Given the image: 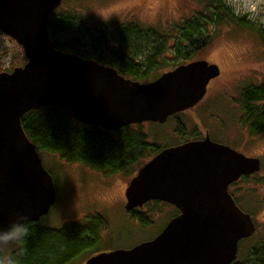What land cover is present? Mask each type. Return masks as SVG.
Here are the masks:
<instances>
[{
    "label": "water",
    "instance_id": "1",
    "mask_svg": "<svg viewBox=\"0 0 264 264\" xmlns=\"http://www.w3.org/2000/svg\"><path fill=\"white\" fill-rule=\"evenodd\" d=\"M61 0H0V32L14 39L26 62L0 71V227L20 212L37 222L56 191L38 150L21 125L30 110L55 105L86 125L115 130L146 121L164 123L205 95L218 65L197 59L148 82L132 80L93 59L57 50L48 19ZM260 169V160L215 142L206 134L166 146L149 159L125 189V209L148 201L175 206L151 240L129 249L94 254L83 264H229L238 242L255 224L228 191L230 183Z\"/></svg>",
    "mask_w": 264,
    "mask_h": 264
},
{
    "label": "rangeland",
    "instance_id": "2",
    "mask_svg": "<svg viewBox=\"0 0 264 264\" xmlns=\"http://www.w3.org/2000/svg\"><path fill=\"white\" fill-rule=\"evenodd\" d=\"M220 1L247 25L220 23L212 34L213 26L209 24L206 30L209 40L199 50L185 43L178 45L175 27L181 20L203 11L208 0H61L56 9L58 13L75 16L69 20L82 33L86 29L93 35L104 31L108 38L102 52L105 58L111 47L129 52L128 47L115 41L119 29L128 28L135 33L141 41L139 57L145 53L154 59L150 77L197 59L219 66L220 75L208 84L197 105L170 116L164 123L146 121L136 126L145 134L147 142L161 149L193 139L189 138L191 134H196L195 138L204 137L207 131L212 140L260 160V169L232 189L239 207L250 214L256 226L251 236L239 242L235 264H264V128L257 133L250 132L241 121L243 113L238 102L243 88L264 81V46L254 31H264V0ZM80 56L87 59L90 52ZM23 57L22 47L0 32V71L9 72L22 66ZM177 125L183 128L182 135L176 132ZM38 155L51 175L56 197L48 213L36 224L59 228L67 222L88 225L100 220L93 245L75 264H83L89 255L129 249L151 240L174 216L175 208L165 203L159 204L158 211H152L153 205L140 207L139 210L152 215V222L146 225L128 215L124 188L136 174L137 165L132 167V173L106 175L82 163L67 161L57 153L39 150ZM153 156L143 155L148 160ZM17 246L0 247V264H9L10 254ZM253 247L256 250L251 253Z\"/></svg>",
    "mask_w": 264,
    "mask_h": 264
},
{
    "label": "trees",
    "instance_id": "3",
    "mask_svg": "<svg viewBox=\"0 0 264 264\" xmlns=\"http://www.w3.org/2000/svg\"><path fill=\"white\" fill-rule=\"evenodd\" d=\"M203 9L181 20V23L175 27L180 41L178 45L185 43L187 47L199 50L209 40L206 32L209 24L213 26L212 34L220 23L247 25L243 19L234 17L220 0H208ZM57 11V9L54 10L48 19V34L57 50L76 55L90 52L87 59L105 62L123 76L139 82H148L159 76V74L154 77L149 76L153 70L154 59L145 56V53L143 58L139 57L137 53L141 50L139 45L141 41L135 33L129 32L128 28L119 29L115 41L128 47L129 52L111 47L110 54H107L105 58L102 52L108 44V38L104 31L93 35L86 29L85 33H82L69 20V18L75 19V16ZM254 31L258 33L264 46V31L255 29ZM23 59L25 62V57ZM238 102L243 113L242 123L252 133L262 130L264 128V81L259 85L243 88ZM21 125L38 151L57 153L67 161L82 163L106 175L132 173L133 166L137 165L139 169L147 162L148 159L143 157L144 154L153 156L161 150L157 144L146 141L145 134L136 126L139 124L108 130L100 126L83 124L66 110L55 105L26 112L21 117ZM176 132L182 135L183 128L177 125ZM194 137L196 134L189 136V138ZM159 204L163 203L153 200L141 207L153 205L152 211H158ZM139 209L140 207L127 213L141 225L151 223L152 215ZM175 214H177L176 209ZM97 220H99L98 217ZM99 222L100 220L91 221L88 225L67 222L59 228L41 227L36 222H28L30 226L28 238L10 254L9 264H75L81 259V254L93 245ZM253 249L256 250L254 247L251 248V253Z\"/></svg>",
    "mask_w": 264,
    "mask_h": 264
},
{
    "label": "clouds",
    "instance_id": "4",
    "mask_svg": "<svg viewBox=\"0 0 264 264\" xmlns=\"http://www.w3.org/2000/svg\"><path fill=\"white\" fill-rule=\"evenodd\" d=\"M6 227H0V247L23 244L29 235L30 226L26 214L16 213Z\"/></svg>",
    "mask_w": 264,
    "mask_h": 264
},
{
    "label": "flooded vegetation",
    "instance_id": "5",
    "mask_svg": "<svg viewBox=\"0 0 264 264\" xmlns=\"http://www.w3.org/2000/svg\"><path fill=\"white\" fill-rule=\"evenodd\" d=\"M194 61V60H193ZM208 63H214V62H211V61H208ZM175 67H177V66H175ZM175 67H173V68H169V69H167V70H165V71H163V72H166V71H169V70H172V69H174ZM219 67V66H218ZM219 70H220V68H219ZM220 75V74H219ZM214 78H216V77H214ZM214 78H212V79H210V81L208 82V84H210V82L214 79ZM208 84H207V86H208ZM206 91H207V88H206ZM199 103V102H198ZM195 105H197V104H195ZM194 105V106H195ZM193 106V107H194ZM192 108V107H191ZM206 134H208L209 135V133L206 131L205 132V134H204V137H205V135ZM204 137H201V138H193V139H190V140H201V139H203ZM209 138L211 139V137H210V135H209ZM212 140V139H211ZM188 141V140H187ZM214 141V140H213ZM215 142H217V141H215ZM181 143H183V142H181ZM181 143H178V144H181ZM219 143V142H218ZM223 144V143H222ZM138 171V170H137ZM136 171V172H137ZM252 174H254V173H251V174H249V175H242V176H240V178L238 179V180H236L235 182H232V183H230L229 184V186H228V191H229V193L232 195V197L234 198V200H235V202H236V204L239 206V204H238V201L236 200L237 198L234 196V194H233V187L234 186H236V185H238L239 183H240V181L241 180H243L244 179V177H249V176H251ZM127 184H128V182H126V184H125V188H124V196H125V189H126V186H127ZM153 201V200H152ZM125 202H126V200H125ZM149 202V201H148ZM159 202H161V203H165V204H169V203H166V202H162V201H159ZM172 207H174L176 210H177V208L175 207V206H173L172 205ZM177 213H178V210H177ZM255 229H256V226H255ZM244 239V238H243ZM243 239H241L239 242H241ZM239 242H238V246H239ZM238 259V248H237V253H236V258L231 262V263H229V264H235Z\"/></svg>",
    "mask_w": 264,
    "mask_h": 264
}]
</instances>
